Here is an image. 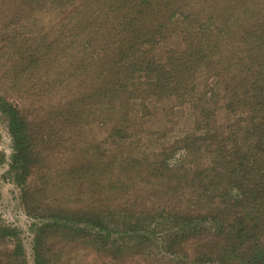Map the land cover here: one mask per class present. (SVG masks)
Here are the masks:
<instances>
[{"label": "trees", "instance_id": "obj_1", "mask_svg": "<svg viewBox=\"0 0 264 264\" xmlns=\"http://www.w3.org/2000/svg\"><path fill=\"white\" fill-rule=\"evenodd\" d=\"M27 1L31 6L39 3L51 6L56 12H74L86 26L77 34L80 41L89 36L94 40L106 39L107 46L110 40L111 46L115 44L109 52L97 54L93 51L89 59L81 62V67L87 66V70L98 65L94 81L90 82L91 93L72 95L63 101L67 105L60 108V119L77 128L80 126L75 119L80 111L85 116L88 105H101L102 113L98 110L92 115L105 119L106 144L109 139L114 142L132 135L137 137L136 141L126 144L127 150L135 154L130 160L123 158V148L106 150V185L103 188L106 199L122 191L117 186L124 173L149 168L162 175L158 178L166 180V192L176 198V203L188 197V204H183L192 206L185 209L170 201L160 210L134 212L131 208L112 209L107 202L106 206L87 207L88 210L80 207L75 210L69 205L61 207L60 204L56 205L60 206L56 209L58 215H50L52 210L45 204L44 186L25 185L33 175L32 167L39 165L34 139L41 136L43 127L36 120L23 117L17 106L1 97L0 112L7 120L12 141L9 174L17 186L22 187V202L29 216L36 220L46 219L36 228L34 264H51L49 240L68 233L67 230L83 239H92L116 262L124 258L127 242L143 244L142 235L146 238L148 231H160L158 241L171 252H175L184 239L191 244L203 242L202 247L199 245L201 250L189 257L186 264L229 261L264 264V0H212L214 8L209 10L195 6L198 0H191L195 6L191 9L179 4L184 0H84L82 5L75 7L77 0ZM201 3L203 6L208 1ZM101 6V10L106 11L105 17L99 15ZM16 14L13 25L19 22ZM71 20H74L73 14ZM87 20L91 24L87 25ZM21 24L3 41L9 46L7 62L13 68V79L26 85L37 70H44L56 48L38 40H33L29 47L30 42L22 40ZM175 38L181 42L179 47L171 48L165 55L156 54L162 43ZM65 45V40L59 41L56 49L61 72L64 66L72 68L74 62L69 54L71 47ZM9 73L10 70L6 71L7 75ZM65 81L62 78L59 83L47 80L45 83L56 87L64 85ZM206 89L211 90L210 101L217 103L220 97L226 99L224 110L228 119L215 128L205 123L211 119L209 115L205 121L192 120L190 132L185 133L189 145L185 149L191 153L172 164L173 161L170 163L160 152V161L154 163L151 156L142 151V133L146 129L137 121L151 113L142 103L157 98L160 104L172 105L171 98L178 103L172 110L183 106L197 114L201 108L194 103L202 99ZM189 101L193 104H188ZM134 104H142L143 113L138 118L133 116ZM138 132L142 135L134 134ZM192 153H204L206 159L191 168L188 161ZM95 174L92 166L83 165L66 173V177H70L72 183L84 176L91 178V185L98 189ZM109 178L114 179V183ZM90 192L91 198L100 193ZM159 192L163 191L159 189ZM174 223H177L178 232L184 233L173 239L169 237L175 230H167ZM15 233L6 230L4 238ZM9 255L16 258V264H27L22 245L16 246Z\"/></svg>", "mask_w": 264, "mask_h": 264}, {"label": "rangeland", "instance_id": "obj_2", "mask_svg": "<svg viewBox=\"0 0 264 264\" xmlns=\"http://www.w3.org/2000/svg\"><path fill=\"white\" fill-rule=\"evenodd\" d=\"M206 1L208 3H205ZM83 2L84 0H77L74 7L80 3L82 5ZM201 2L205 4L201 6ZM201 2L198 0L195 6L198 5L203 10L214 8L212 0H202ZM41 4L31 6L27 0H0V39H2V43L0 42V98H6L17 106L23 117L36 120L43 127L41 136L34 139L39 154V165L32 167L33 175L26 180L25 185L44 186L46 190L44 198L47 199L45 204L51 207L50 215L52 216L58 215V211H56L59 209L58 207L68 205L75 210L79 207L88 210L87 207L106 206L107 202L108 206L111 205L110 208L115 210L131 208L134 212H142L143 209L160 210L163 204H168L170 201L176 203V198L166 192V180L158 178L162 175L150 171L147 167V169L143 168L136 172L124 173L125 175L119 179L117 186V189L122 191L111 196L110 199H106V190H103L104 185H106V150L123 148V158L130 160L135 154L132 150H127L126 144L129 141H136L137 137L132 135L124 141L114 142L109 139L106 144L105 119L92 115L98 110V113H102L101 105H88L85 116L80 111L79 116L75 119V122L78 121L80 126L77 128L60 119L62 114L60 108L62 110V106L67 105L63 101L72 95L78 97L83 93H91L90 84L94 81V74L98 70V65L87 70V66L81 67V62L89 59V55L93 51L97 54L109 52L111 48H115V44L111 46L110 40V45L107 46L106 39L94 40L89 36L80 41L77 34L84 31L86 26L81 24L82 22L78 20L74 12L71 10L56 12L51 6ZM179 4L190 9L195 7L191 0H184ZM102 7H100L99 15L105 17L106 11L101 10ZM15 14L18 15L19 22H15L13 25ZM72 14L74 20H71ZM20 22H22V40H28L30 42L29 47L33 44V40H38L43 45L50 44L57 49L59 41L65 40V47H71L69 54L72 55L71 60L74 61L72 68L67 67V69L64 66L63 72L58 70L60 59H57L55 49L52 59L43 67L44 70L42 72L37 70L30 78L29 83L24 85L18 79H13V68L7 62L9 46L6 41H3V38L8 34H13L12 32H15L13 29L17 31ZM89 22L87 20V25L91 24ZM103 29L106 30V25H103ZM86 34L89 35L87 32ZM107 40L109 41V39ZM180 44L181 42L176 38L175 40H167L162 43L159 52L158 49L156 50V54L165 55L171 48H177ZM85 50L88 51L86 55L83 54ZM8 70H10L9 75L6 74ZM62 78L66 80L64 85L58 84L56 87H52L45 83L46 80L59 83ZM43 85H47V87ZM210 94L211 90L206 89L202 94V101L199 100V97V101L194 103L199 104L201 108L200 113L197 114L196 111H192L188 107L183 108V106H179L177 110H172L174 105L178 103L171 98L172 105L160 104V100L157 98L142 103L146 104L151 112L149 115L147 114L144 120L141 118L137 121L139 124L143 123V127L146 129L142 133V151L147 152L154 163L161 159L158 156L160 152L164 153L165 158L170 163L173 161L172 164L184 160L185 156L191 153L185 149L189 146L185 139L187 135L185 133L190 132L194 124L190 123L192 120L205 121L209 115L211 119L205 123L211 124L215 128L217 124L222 125L228 119V114L224 110L227 104L226 99L220 97L218 102L214 103L208 99ZM75 100L77 101L78 98ZM142 104H134L136 106L133 109L134 117L142 116L143 110L140 107ZM188 104L193 103L189 101ZM203 111L205 114H202ZM132 131H139V129ZM138 133L134 134L142 135L141 132ZM121 142L123 143L120 144ZM114 144L116 146H113ZM96 147L100 150L99 153H96ZM138 153L142 154L141 152ZM12 154V141L7 120L0 112V264H16V258L9 254L18 245L23 246L24 259L27 264H34L36 228L42 226V222H46V219H42L43 221L36 220L27 213L22 202V187L17 186L14 178L9 174ZM205 159L204 153H192L188 164L193 168L199 166ZM131 163L133 161H130ZM83 165H90L95 170V180L99 184L98 189H95V185H91V178L86 179L84 176V179L82 177L77 183H72L73 180L66 177V173L80 169ZM78 173L74 177L75 180L78 179ZM117 174L118 172L115 173V175ZM80 175L81 173H79ZM109 181L114 183L115 180L109 178ZM62 182L72 185L66 186ZM81 184L83 185L80 186ZM159 189L165 193L159 192ZM91 190L100 193L91 198L89 196ZM115 200L117 201L112 202ZM188 201L189 198L187 197L185 200H180L181 203L177 202L176 204L189 209L192 206L188 207V205L184 206L183 204H188ZM112 203L115 204L112 205ZM204 208L206 209L205 206ZM176 226L177 223H174L167 230V232L175 230V234L169 238L174 239L183 235L184 232H178ZM9 229L14 230L17 235L15 233L16 236L9 235L4 238V235L7 234H5L6 230ZM67 232L66 234H58L49 240L47 248L51 264H186L188 258L196 255L203 244V242L191 244V241L184 239L181 244H178L180 247L175 252H171L166 249L164 243L158 241L161 236L160 231H148V233L143 231L148 236L145 238L142 235L143 244L127 242L128 244L123 251L124 258L116 262L112 261L105 249L98 246L92 239H83L78 234L73 235L72 231L67 230ZM192 241L196 242V239L192 238ZM223 264L238 263L229 261Z\"/></svg>", "mask_w": 264, "mask_h": 264}]
</instances>
